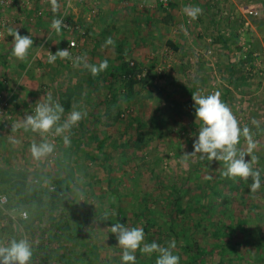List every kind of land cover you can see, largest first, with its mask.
<instances>
[{"label":"rangeland","instance_id":"1","mask_svg":"<svg viewBox=\"0 0 264 264\" xmlns=\"http://www.w3.org/2000/svg\"><path fill=\"white\" fill-rule=\"evenodd\" d=\"M48 1L37 0L34 3L43 6ZM201 1L197 4L203 10L195 20L188 18L184 8L179 6V0H167L163 4L159 0H147L139 9L124 6L120 1L124 9L116 23L112 17L113 22L105 27L101 39L96 38L94 30H90L89 35L86 31L84 41L70 34L78 40V47L69 49L67 42L66 48L72 57L69 62L73 63L76 57L82 58L81 63L74 66V71L70 69L73 75L68 77L76 88L72 97L73 106L87 112V116L72 129L68 145L60 136L48 134L47 140L55 147L53 152L40 159L33 158L29 147L34 141L41 142L44 137L25 131L22 124L48 94L55 101V97H61L62 92L55 87L62 89L64 86L62 91L66 92V71L62 75L55 74L54 80L50 74H37L38 78H46L41 85L38 84L41 90L31 91L35 95L31 92L27 95L21 80L36 76L18 73L24 66L19 67L20 60L11 54L13 38L8 40L10 36L7 34L0 39V104H8L0 110V166L25 170L28 184L47 191L39 196L43 202L39 215H31L27 209L29 204L23 201V194L17 196L12 190L4 193L3 186H0V196L9 198L12 193L14 195L12 201L0 205V243L7 245L10 239L27 238L32 246L35 244L34 247L42 244L45 252L54 245H49L48 239L45 241L44 238L58 232L60 255L67 256L63 258L64 263L68 258L70 264H97L114 257L113 262L117 264L121 250L115 234L110 230L111 226L119 221L129 228L141 227L136 223L135 201L138 195L132 192L130 179L137 177L139 172L147 177L145 173L157 158H160L156 168L160 183L151 186L148 192L154 200L157 199V209L166 216L168 210L160 208L163 206L161 200L174 194L170 186L182 188L190 167L197 164L200 165V174L191 180L188 198L202 193L206 186H213L218 181L222 182L219 186L221 190L227 184V188H234L244 198L264 197V181L262 187L253 192L251 178L241 180L221 176L220 170L225 171V165L201 159L199 153L189 154L193 151L192 143L201 126V122L195 120L192 95L219 92L221 101L231 110L241 129L247 127L256 142L255 149L246 159L252 169L260 171L264 177V0ZM59 2L67 7V0ZM189 2L194 4V1ZM100 3L101 0H82L71 4L82 12L86 10L91 16L111 21L106 9L98 8ZM167 7L171 9L174 21H170L167 28L152 26L150 18L154 20L153 17L161 16L162 9ZM186 16L187 25L183 26L182 18ZM16 21H11V26L7 28L17 29L20 33L22 27ZM7 28L4 27L6 33ZM0 29L3 31V27ZM108 38L114 41L113 45L105 44ZM168 42L174 43L177 51H173ZM46 45L48 50L42 49L45 52L42 64L48 68L45 72L50 73L53 63H48L49 42ZM39 46L37 41H33L29 50L28 60L31 62L27 67L31 73H34L37 61L34 57L40 54ZM208 50L211 54L205 53ZM103 60H107L109 66L95 76L83 67L84 63L98 66ZM124 63L136 66L139 71L133 78L137 82L131 93L127 89L131 76L126 79L125 70L121 68ZM68 64L62 65V70H66ZM146 76L152 77L148 84L143 81ZM35 78L31 79V85H34ZM116 114L119 118L113 121ZM65 117L62 116V121ZM138 132L151 135L153 141L135 154H132V145L117 149L118 145L135 140ZM237 147L247 152L244 137H241ZM103 152L110 156L109 159L103 157ZM144 177L138 181L140 188L148 182ZM56 179L63 180L66 191L57 203V209L50 211L49 193L56 192ZM109 182L111 188L122 189L123 197L119 204L106 191ZM161 184L165 185L164 188ZM57 196L62 198L61 193ZM112 204L121 206L123 211L120 214L116 209L111 211ZM25 211L28 217L21 220L19 214ZM90 213L95 214L92 219ZM155 217L158 218V215ZM115 218L117 221H114ZM58 224L59 231L55 232ZM74 232H80L78 238L73 237ZM95 243L99 251L92 253ZM112 247L116 249L113 251ZM35 249L31 264H54L55 261L44 259L45 253ZM138 256L141 262L146 261L142 253ZM155 258L152 254V259Z\"/></svg>","mask_w":264,"mask_h":264},{"label":"trees","instance_id":"2","mask_svg":"<svg viewBox=\"0 0 264 264\" xmlns=\"http://www.w3.org/2000/svg\"><path fill=\"white\" fill-rule=\"evenodd\" d=\"M167 45L173 51H177V46L174 43L168 42ZM121 68L125 70L126 79H128V75L131 76L127 85V89L131 93L134 84L137 82L134 79L139 71H137L136 66H128V63L122 64ZM112 76L114 77V75ZM143 81L144 84H148L152 81V77L146 76ZM59 103L64 107L66 113L70 110L68 95L65 96V99L60 98ZM118 118L119 114H116L113 121L118 120ZM152 139L151 135L138 132L135 140L128 141L123 146L120 144L117 149L121 150V147L126 149L132 145L131 150L134 151L132 154H135L142 151L145 146L147 147L153 141ZM102 154L105 159L110 157L105 152ZM129 159L132 160V156ZM159 161L160 158L154 160L153 166L149 168L147 174L145 173L147 177L142 176L143 173L139 172L137 177L134 176L130 179L132 192L138 195V199L135 201L137 203L136 223L144 229L145 242L155 241L163 246H168L174 240L175 247L172 252L179 255L180 264H264V197L258 195L253 199L244 198L234 188H227V184L225 189H219L222 182L218 181V183L212 184L213 186H206L202 193L188 198L187 193L190 190L188 186H190L191 180L197 178V175L200 174L198 171L200 165L197 164L195 167H190L184 186L178 189L170 186L174 194L161 200L163 206H160V208L163 207V209L167 208L168 210V216H166L157 209L159 208L157 199L154 200L152 194L148 192L151 186L160 183L156 172ZM217 163L219 166L225 165L223 161H217ZM223 173L224 171L220 170L221 176H224ZM141 177H144L148 182L140 188L138 181ZM54 184L56 192L49 193L48 210L50 211L57 209L56 205L63 199L66 191L62 179L54 180ZM0 186H3L4 193L12 190L17 196L23 194L24 203L29 204L27 209L30 214L39 215L43 206L39 196L43 193L46 194L47 191L40 188V186L28 184L25 170H13L8 165L0 166ZM110 186L111 183L109 182L105 187L106 191L111 194L112 198L115 197L117 204H119L123 197L122 189L118 190ZM164 186L161 184L162 188ZM26 189L27 191H25ZM109 189H112V191H109ZM59 193L62 194V198L57 196ZM13 199L14 195L12 193L7 201ZM114 206L113 204L110 206L111 211L116 209L117 214L123 211L121 206ZM156 214L158 218L155 217ZM94 215V213H90V219ZM114 221H117V218ZM25 227L27 228V226ZM56 227L58 230L55 229V232L59 231L60 225L58 224ZM161 229H164L165 232ZM79 233L74 232L73 237L78 238ZM58 238V232L44 238L45 241L48 239L49 245H54L45 252L42 244H36V247H34V244L32 246V256L34 257L33 252L37 248L45 253V260L51 259V261H55L54 264H70L68 258L66 263L63 262V258L67 256L66 254L60 255L61 246L58 244ZM35 239L36 236L33 240ZM96 246V243L93 244L92 253L99 251ZM115 249L112 247L113 251ZM137 254L140 255L141 253L138 251ZM153 254L156 257L157 254ZM138 255H136V264H155L156 258L152 259V255L143 254L146 260L143 262L138 259ZM113 259L114 257L107 259L104 263L99 262L97 264H114ZM116 263L120 264V262Z\"/></svg>","mask_w":264,"mask_h":264},{"label":"clouds","instance_id":"3","mask_svg":"<svg viewBox=\"0 0 264 264\" xmlns=\"http://www.w3.org/2000/svg\"><path fill=\"white\" fill-rule=\"evenodd\" d=\"M52 11L58 9L57 0H51ZM184 12L188 17L195 20L202 12L197 6H186ZM64 25L62 18L54 17L51 28L57 33ZM8 35L13 38L14 45L11 54L20 61L28 58L29 50L33 46V39L30 35H21L19 31L8 29ZM106 45H113L111 38L106 39ZM58 58L72 59L67 48L57 50L55 54L49 52L48 63H54ZM82 58L76 57L73 60L75 65L81 63ZM108 61L103 60L97 65L83 64V67L90 70L92 75H97L108 68ZM194 102L195 120L201 122L196 138L193 140V151L189 154L199 153L201 159L209 161H223L225 171L223 175L229 179L239 178L248 180L251 178L250 188L253 192L262 187L261 172L253 170L246 156L253 152L256 142L249 134L248 128L241 129L236 117L232 114L228 106L220 99V93L210 95H192ZM65 113L64 107L55 101L51 94L46 99L36 105L34 113L27 115L22 127L25 131L39 134L44 139L41 142H33L29 151L33 158L40 159L54 150V144L47 140L48 134L60 136L63 142L68 145L71 142V132L78 124L86 118L87 112L73 109L62 121ZM62 121V122H61ZM241 137L247 142V152L241 151L237 145ZM253 160L255 157L252 158ZM25 219L28 213L21 214ZM113 215H115L113 213ZM111 232L115 234L118 246L121 250L120 264H136V253L152 255L156 253L155 264H180L179 255L173 254L175 247L173 240L168 246H163L155 241L145 242V232L143 227L129 228L124 223L116 222L111 226ZM32 245L27 238L10 239L7 245L0 243V264H31Z\"/></svg>","mask_w":264,"mask_h":264},{"label":"crops","instance_id":"4","mask_svg":"<svg viewBox=\"0 0 264 264\" xmlns=\"http://www.w3.org/2000/svg\"><path fill=\"white\" fill-rule=\"evenodd\" d=\"M36 1L37 0H34L32 3V2H30V0H13L12 5H10V8H8V9L7 8L3 9L0 6V21H2L4 23L3 32H2L3 37L4 36L6 37L8 34V31H7V33L4 32V27L9 28V26H11V21L17 20L16 22H18L20 24V27H22L20 34L21 35H30L32 37L33 41H37L40 44L39 47H41L40 51H39L40 54H38V51H37L36 55L37 54L38 55L36 57H34L37 59L35 66L33 67L35 69L34 73H31L32 72L31 69L28 68V67H30L29 63L31 62L30 60H28V59H30L29 57L25 61H19L18 66L19 67L24 66V69L22 71L19 70L18 73H20L22 76H28V75H30V76L35 75L36 76V78L35 77L31 78V79L35 78L34 85L33 84L31 85V82H30L31 79L27 77V78H24L21 80V83H23V85L21 84V86H23V88L25 89L24 92L27 93V95H31L30 94L31 91L39 92L41 90L40 86L38 87V84L41 85L44 82L43 79H46L45 77L38 78L37 74H40V75H42V74L49 75L50 74L51 79L54 80L56 77L55 74L59 73L60 75H62V73L66 71L65 72L66 77L64 78V81H65L64 84H66V87L68 86L66 92L62 91V89H65L64 86L62 89L58 88V87H55V88L60 89V92H62L61 97H64V99H65L66 95L69 96L70 110L76 109L77 106H73L74 102L72 99L74 92L76 91V88L74 87L72 80L68 81L69 75H73L72 74L73 72L70 73V69H72L74 71L75 64H73L72 62L70 63L69 62L70 59L58 58L51 65L53 67L49 68V71L51 69L50 73L45 72V70H47L48 68H45L42 64L43 63V61H42L43 56L42 55H44V53H45V52H43L42 49L44 48L45 51L48 50V49H46V47H47L46 44L48 42L50 44V46L48 47L49 52H51L52 54H55V52L57 50L65 49L67 42L69 40H71L73 37L72 35L70 36L69 33H65V31L62 28H61V31L59 33H57L54 29H52L51 28L52 20L54 17H56V18H59L60 16H61V18L66 17L71 23L72 22L73 23H80L79 25L87 31L88 35L90 34V30L91 31L94 30V32H96V33H94V35H96V38L101 39L103 37V32L105 31V27L110 25L113 22L112 17L115 19L114 23H116L117 19H118L117 17L119 16L120 13H122L124 8L121 6L120 0H101L100 6L98 8L106 9V13L108 12V15L110 16L109 19L111 20V21H109L107 18V21H105L103 17H101V19H100L99 16L94 17V16L89 15L86 10L84 12H82L83 10H81L80 8H76L75 4H69V6L66 7V6H63L62 3L59 2V0H57L58 9L56 12H53L52 6H51V0H49L47 3L43 2V3H45V4H43V6L40 3H34ZM149 1L151 2V0H149ZM175 1L176 0H174V2ZM189 1H194L193 2L194 4L191 5ZM203 1H201V2H203ZM197 3H200V0H196V1L195 0H179V2H178L179 6L182 8H185L186 6H197V7L202 9L203 7L199 6ZM62 7H63V10H62ZM139 7H141L140 4L133 5L129 8L139 9ZM125 9H126V7H125ZM39 13H41V16H38ZM13 14H17V15L14 16ZM13 16H14V18H13ZM80 16H81V19H80ZM153 18H154V20H152L150 18V20L152 21V24H153L152 26H157V28L158 27L159 28H161V27L167 28V26L171 24L170 21L171 22L174 21V17L171 14V9L168 7L162 9L161 16L158 15L157 17H153ZM186 18H187V16L185 17V19L182 18V20H183L182 25L183 26L187 25ZM114 23L112 25H115ZM30 28H32V30H30ZM180 32H181V30H180ZM26 33H28V34H26ZM160 34H162V33H160ZM7 39L10 40L11 36L8 37ZM87 40H88V37H87ZM49 52H47V55H49ZM117 56H118V54H117ZM67 63H69L68 67H66L67 69L62 70V68H63L62 65L64 66ZM7 65L8 64H6V66ZM5 71L9 72V71H7V69ZM14 72H15V70H13L12 73H14ZM69 79H71V78H69ZM88 84H89V81H88ZM33 92H31V93H33ZM61 97H57V98L55 97V99H57V102L59 101V99ZM68 113H69V111H68ZM68 113L65 112L63 117H65Z\"/></svg>","mask_w":264,"mask_h":264},{"label":"built area","instance_id":"5","mask_svg":"<svg viewBox=\"0 0 264 264\" xmlns=\"http://www.w3.org/2000/svg\"><path fill=\"white\" fill-rule=\"evenodd\" d=\"M67 7L69 6V4H71L74 1H82V0H67ZM122 2V4L124 6H133V5H143L147 0H120ZM162 4L165 3L167 0H159ZM13 0H0V6L5 9V8H10V5H12ZM38 16H41V13L38 14ZM63 21H64V25L62 27V29L69 34H75V38L76 39H81V41H84L86 38V30L84 28H82L79 24H74L71 23L69 20H67V18L62 17ZM0 27H3L4 23L2 21H0ZM3 31L0 29V39L3 38ZM74 38H72L71 40H69L68 42V48L69 49H74L78 47L77 41ZM206 54H211V50H208L207 52H205ZM7 107L8 104L6 103H2L0 104V110L3 107ZM7 202V198L5 196H0V205H4ZM23 212H21L20 215V219L21 220H25V218L21 215Z\"/></svg>","mask_w":264,"mask_h":264}]
</instances>
